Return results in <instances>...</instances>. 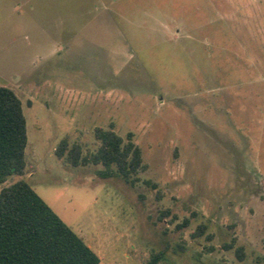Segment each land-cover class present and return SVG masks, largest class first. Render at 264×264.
I'll return each instance as SVG.
<instances>
[{
    "label": "rangeland",
    "instance_id": "obj_1",
    "mask_svg": "<svg viewBox=\"0 0 264 264\" xmlns=\"http://www.w3.org/2000/svg\"><path fill=\"white\" fill-rule=\"evenodd\" d=\"M0 86L27 135L4 184L25 179L98 264H264V0H0ZM98 126L132 134L135 185L56 156L95 151Z\"/></svg>",
    "mask_w": 264,
    "mask_h": 264
},
{
    "label": "trees",
    "instance_id": "obj_2",
    "mask_svg": "<svg viewBox=\"0 0 264 264\" xmlns=\"http://www.w3.org/2000/svg\"><path fill=\"white\" fill-rule=\"evenodd\" d=\"M131 136L128 133L124 139L111 128L98 126L94 128L98 141L95 151L82 155L78 144L69 146L62 139L55 154L73 166L101 165L99 177H118L133 186L146 164ZM26 144L22 102L11 88L0 86V264H98L99 258L91 247L25 179L4 184L8 177L25 173ZM187 224L188 219H184L178 228ZM204 228L199 225L192 236L199 237ZM235 253L242 259L241 246L236 247ZM159 256L160 253L153 254L146 264H156Z\"/></svg>",
    "mask_w": 264,
    "mask_h": 264
}]
</instances>
